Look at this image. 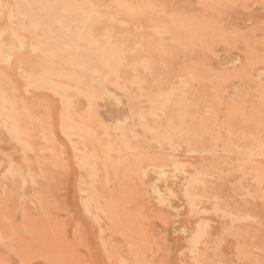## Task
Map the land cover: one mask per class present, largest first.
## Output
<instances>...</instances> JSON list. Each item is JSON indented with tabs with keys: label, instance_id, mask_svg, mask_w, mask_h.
<instances>
[{
	"label": "rangeland",
	"instance_id": "374dc122",
	"mask_svg": "<svg viewBox=\"0 0 264 264\" xmlns=\"http://www.w3.org/2000/svg\"><path fill=\"white\" fill-rule=\"evenodd\" d=\"M0 264H264V0H0Z\"/></svg>",
	"mask_w": 264,
	"mask_h": 264
},
{
	"label": "bare ground",
	"instance_id": "6f19581e",
	"mask_svg": "<svg viewBox=\"0 0 264 264\" xmlns=\"http://www.w3.org/2000/svg\"><path fill=\"white\" fill-rule=\"evenodd\" d=\"M68 46H69V45H68ZM68 46H67V47H68ZM158 187H159V186H158ZM184 187H185V186H184ZM164 189H165V188H164ZM159 190H160V189H159ZM167 190H168V189H167ZM161 192H162V191H161ZM165 192H166V191L164 190V193H165ZM155 193L157 194L158 192H155ZM167 193H168V192H167ZM172 193H174V192H172ZM161 194H162V193H161ZM166 195H167V194H166ZM166 195H165V196H166ZM169 195H170V194H169ZM174 195H175V194H174ZM157 196H158V195H156V198H157ZM165 196H164V197H165ZM164 197H162V198H164ZM168 197H169V196H168ZM159 198H160V197H159ZM170 198H171V197H170ZM160 200H161V199H159V202H160ZM166 200H167V197H166ZM166 200H164V201H166ZM171 200H172V199H171ZM164 201H163V202H164ZM167 201H168V200H167ZM164 204L166 205V202H165ZM167 205H168V204H167ZM190 207H191V206H190ZM199 225H200V223H199ZM198 228H199V227H198ZM193 237H194V235H193Z\"/></svg>",
	"mask_w": 264,
	"mask_h": 264
}]
</instances>
